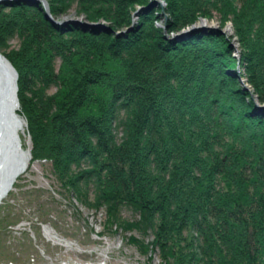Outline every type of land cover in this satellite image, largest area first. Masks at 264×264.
I'll use <instances>...</instances> for the list:
<instances>
[{
  "label": "trees",
  "instance_id": "1",
  "mask_svg": "<svg viewBox=\"0 0 264 264\" xmlns=\"http://www.w3.org/2000/svg\"><path fill=\"white\" fill-rule=\"evenodd\" d=\"M164 1L49 0L55 18L76 4L106 29L53 24L42 3L0 4V16L11 7L0 45L16 33L23 51L44 53L43 61L8 55L31 157L72 177L81 204L92 205L91 187L112 224L119 207L134 209L165 264H264V0ZM212 10L234 17L240 60L227 34H177ZM34 79L63 91L23 108L26 94H37ZM93 101L95 112L80 114Z\"/></svg>",
  "mask_w": 264,
  "mask_h": 264
},
{
  "label": "rangeland",
  "instance_id": "2",
  "mask_svg": "<svg viewBox=\"0 0 264 264\" xmlns=\"http://www.w3.org/2000/svg\"><path fill=\"white\" fill-rule=\"evenodd\" d=\"M152 1L160 2V5L162 3V7L166 6L164 0ZM3 9L0 21L7 18L3 17V13L11 11L9 6ZM59 18L93 24V22H88L85 15L76 11V4H72L66 12L61 13L55 19ZM95 23L106 26L109 24L104 20ZM157 24L164 26L162 21ZM192 24L200 29L210 28L227 34L235 49L238 50L240 60L243 46H241L242 42L232 14L224 17L219 11L212 10V16H199ZM228 26L231 28L230 33L226 32ZM23 45V41L14 33L6 36L3 44L0 45V52L7 59L10 55L14 59L19 57L24 60L37 53L39 59L43 61V51L39 52L37 49L23 51ZM51 63L54 71L59 73L63 63L62 59L54 56ZM238 71L244 75L242 76L243 86L253 91L245 76V70L238 67ZM32 89L37 94L28 92L26 95L29 98L23 103V108L40 105L39 93L53 96L62 90L55 84H46L38 79L34 81ZM91 106L83 109L80 114L94 113V101ZM21 114L27 123L24 110ZM116 136L119 139L121 134L116 133ZM20 141L22 147L31 153L30 128L20 133ZM74 170L78 172L77 168ZM71 179L73 178L70 177ZM70 180L69 177L63 178L55 172L51 167V162L32 159V157L29 159L26 169L17 177L11 190L0 202V264L166 263L167 255L163 250L151 245L153 234L149 230H144L143 224L137 223L134 209L124 205L119 207L117 215L119 216L118 221H121L112 224L111 220H107L105 207L94 206L92 188L88 190V198L92 205L81 204ZM131 219L134 220L131 227H125L126 223L119 226L122 220ZM130 235L138 237L144 243L135 244L128 239Z\"/></svg>",
  "mask_w": 264,
  "mask_h": 264
},
{
  "label": "water",
  "instance_id": "3",
  "mask_svg": "<svg viewBox=\"0 0 264 264\" xmlns=\"http://www.w3.org/2000/svg\"><path fill=\"white\" fill-rule=\"evenodd\" d=\"M12 1H19L28 5L42 3L46 11V17L53 24L71 22L81 26L96 25L101 29L107 28L105 24H90L79 20L55 19L50 13V4L47 0H0V4ZM152 2L160 3L156 1ZM135 17H138V11L135 12ZM199 29L194 24H191L182 30L180 34H187L192 30ZM204 29L202 28V30ZM233 55L237 58L240 57L237 49H235V54ZM18 106V73L12 63L0 52V202L11 190L17 177L26 169L28 161L31 158L30 151L25 152L22 149V144L17 134V130L23 122V119L15 113ZM24 121L26 123V120Z\"/></svg>",
  "mask_w": 264,
  "mask_h": 264
},
{
  "label": "bare ground",
  "instance_id": "4",
  "mask_svg": "<svg viewBox=\"0 0 264 264\" xmlns=\"http://www.w3.org/2000/svg\"><path fill=\"white\" fill-rule=\"evenodd\" d=\"M44 11H45V9H44ZM51 11V10H50ZM51 13V12H50ZM45 14H46V11H45ZM52 15V14H51ZM52 17H53V15H52ZM60 19V18H59ZM58 19V20H59ZM62 19V18H61ZM68 20V19H67ZM202 23V22H201ZM226 32L227 33H230L231 32V28H230V26H228V27H226ZM15 113L21 118V119H23V122H22V124L20 125V128L17 130V134H18V136H19V138H20V133H22V132H24L25 130H27L28 129V127H27V123H25V118H24V116L21 114V112H20V103H19V106H18V109H16V111H15ZM21 147H22V145H21ZM22 149L25 151V152H29V151H27V150H25V148H23L22 147Z\"/></svg>",
  "mask_w": 264,
  "mask_h": 264
}]
</instances>
